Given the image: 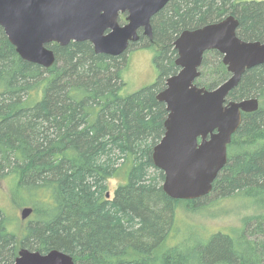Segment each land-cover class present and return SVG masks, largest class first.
<instances>
[{
    "label": "trees",
    "instance_id": "trees-1",
    "mask_svg": "<svg viewBox=\"0 0 264 264\" xmlns=\"http://www.w3.org/2000/svg\"><path fill=\"white\" fill-rule=\"evenodd\" d=\"M171 1L153 17L155 43L147 41L157 47L153 62L160 78L178 72L176 51L169 46L181 31L225 15L237 19L241 40L264 42V0L236 6L231 0ZM125 17L119 15L118 23L123 25ZM49 48L56 58L51 68L23 61L0 28V178L11 177L14 197L29 196L35 218L15 234L0 210V264H12L27 239L41 244L39 253L58 250L74 264H138V258L151 254L149 264H258L257 252L240 233L214 234L190 253L183 251L186 247H168L180 200L166 197L147 173L153 170L162 183L151 154L167 116L156 99L163 84L124 94L123 55L95 54L87 42ZM205 54L219 76L210 86L215 87L229 74L219 53ZM248 98H257L259 109L242 115L227 147V161L233 162L225 165L211 192L226 186L225 198L241 189L239 194L263 207L264 65L246 71L227 101ZM117 177L123 182L109 202L105 183ZM166 207L171 220L163 216ZM134 234L153 247L135 248L147 245L134 243ZM11 237H19V245L11 246ZM127 244L138 250L134 256L127 255L129 250L124 255Z\"/></svg>",
    "mask_w": 264,
    "mask_h": 264
},
{
    "label": "water",
    "instance_id": "water-1",
    "mask_svg": "<svg viewBox=\"0 0 264 264\" xmlns=\"http://www.w3.org/2000/svg\"><path fill=\"white\" fill-rule=\"evenodd\" d=\"M170 0H0V28L23 61L49 69V46L87 42L95 54L117 57L141 36L151 41L152 18ZM162 8V9H161ZM158 11V12H157ZM119 15H126L123 25ZM238 21L219 22L182 31L174 40L178 72L156 95L167 112L164 133L153 147L151 162L162 172V191L174 201H194L211 192L227 163V147L243 114L259 109L257 98L227 101L241 76L264 65V42L243 41ZM139 30H142L139 35ZM216 51L230 75L212 90L199 88L203 55ZM32 208L22 209L23 220ZM13 264H74L58 250L45 254L21 249Z\"/></svg>",
    "mask_w": 264,
    "mask_h": 264
},
{
    "label": "rangeland",
    "instance_id": "rangeland-1",
    "mask_svg": "<svg viewBox=\"0 0 264 264\" xmlns=\"http://www.w3.org/2000/svg\"><path fill=\"white\" fill-rule=\"evenodd\" d=\"M262 1L263 0H231L230 6L232 4L233 6H236L238 4L243 3H255ZM170 2L172 1H168L163 9H165ZM229 16L231 15H225L218 21H214L207 24L219 22ZM154 20L155 19L153 18L150 22L152 28V43L153 41L155 43V40L153 39V31H156L157 29V26H155L156 23L154 22L155 25L153 23ZM237 30L238 27L236 29V34ZM141 33L142 30H139V35H141ZM147 41L151 42L146 36H141L140 41H138L139 43L137 42L129 45L127 50L123 54H121V56L123 55L124 57V61L122 62L123 64L121 68L122 81L124 83V94H131L142 88L152 86L157 81H160L163 84L162 89L159 91L161 92L165 88L166 79L177 73L173 72L167 75L166 77L160 78L157 73V68L153 62L155 53L154 48L157 47L155 45L153 47H149L147 45ZM172 47L173 43L171 44V46H169L170 51L171 49L174 50V47ZM51 50L53 51V49ZM198 72L199 77L196 78L194 81L195 85H198L197 87L205 88L208 90H212L216 87H210L214 86L213 84L217 83L219 76L215 72L214 67H210L207 59V54L203 55L202 63L198 69ZM159 92H157L156 95ZM163 120L165 121L166 118H164ZM231 162H233V158L228 159L226 166ZM222 170L218 174V177L220 178L224 174ZM147 173L149 174L150 182H154L156 188L160 186V188L162 189V183L160 179L157 178L155 172L149 169ZM10 178L11 177H7L4 179L0 178V210L2 211L5 218H7L11 227V231L15 234H21L23 229L35 222V218H33V212L23 220L20 218V213L22 209L31 208L27 205V201H29V196L16 195L14 197L13 191H15V189L12 188ZM121 178L122 177L109 178L106 181L105 185L107 186V190L105 194V200L112 202L115 190L117 191V187L119 186V184H121V182H123ZM26 183L27 185L31 186V183ZM228 190L229 188L225 186V189L210 192L206 196L196 199L194 201L178 202L177 209L175 210V225L173 227V230L170 232L171 235L169 236L167 241L168 247H186L183 251L186 252L187 249V253H190L189 251L191 250V248H197L198 243L207 242L209 238L214 234L223 233L225 235H228L229 237H233V235H235L236 233H240L241 236L244 237V240L251 245L252 249L257 252L258 264H264V206L262 207L258 205L256 201H253L252 199H249L239 194V192L242 191L241 189L236 191L237 193H233L232 191L235 190H232L231 193H229L230 195L228 197L222 198V196H224V193H226V191ZM171 214V208L166 207L163 211V216L167 218L170 217L171 220ZM127 231L130 230L128 229ZM163 236L164 233L160 237L156 236V238H159L157 243L162 240ZM134 238V243H137L142 246L147 245L146 247L136 246L135 248H140L138 250L146 251L150 250L151 247H153L151 246L152 242L148 243V239L143 238L142 235L134 234ZM19 240V237L18 239L17 237H11L9 239V242L11 243V246L16 247L20 243ZM151 241H153V239ZM37 244L38 246L41 245L35 240L27 239L22 243L23 248L21 247V249H25L30 252H38L36 251ZM130 246L132 245H124V255L128 250L129 253L127 255L130 254L132 256H134L135 251H138L136 249H133L134 246ZM9 247H7V249ZM148 254H150V252ZM153 260L154 257L153 254H151L148 256H144L143 258H138L137 262H139L138 264H149V262H152ZM209 263L210 260H208V264Z\"/></svg>",
    "mask_w": 264,
    "mask_h": 264
},
{
    "label": "bare ground",
    "instance_id": "bare-ground-1",
    "mask_svg": "<svg viewBox=\"0 0 264 264\" xmlns=\"http://www.w3.org/2000/svg\"><path fill=\"white\" fill-rule=\"evenodd\" d=\"M162 9V8H161ZM160 11V10H159ZM158 12V11H157ZM95 53V52H94Z\"/></svg>",
    "mask_w": 264,
    "mask_h": 264
},
{
    "label": "flooded vegetation",
    "instance_id": "flooded-vegetation-1",
    "mask_svg": "<svg viewBox=\"0 0 264 264\" xmlns=\"http://www.w3.org/2000/svg\"><path fill=\"white\" fill-rule=\"evenodd\" d=\"M143 37V36H142ZM140 40V39H139Z\"/></svg>",
    "mask_w": 264,
    "mask_h": 264
}]
</instances>
